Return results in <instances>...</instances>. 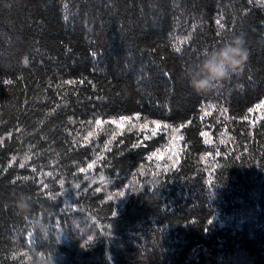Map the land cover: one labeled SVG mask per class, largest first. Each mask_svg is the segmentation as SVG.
I'll return each instance as SVG.
<instances>
[{
  "label": "trees",
  "instance_id": "trees-1",
  "mask_svg": "<svg viewBox=\"0 0 264 264\" xmlns=\"http://www.w3.org/2000/svg\"><path fill=\"white\" fill-rule=\"evenodd\" d=\"M231 36L246 61L198 94ZM41 253L264 264L262 0H0V264Z\"/></svg>",
  "mask_w": 264,
  "mask_h": 264
},
{
  "label": "clouds",
  "instance_id": "clouds-1",
  "mask_svg": "<svg viewBox=\"0 0 264 264\" xmlns=\"http://www.w3.org/2000/svg\"><path fill=\"white\" fill-rule=\"evenodd\" d=\"M247 59V50L241 36L225 38L218 46L205 50L201 59L184 70V77L198 94H208L220 87L224 81L243 66ZM154 189L157 182L150 181ZM16 207L20 214L31 209V198L27 193L16 196ZM37 264H43V254H39Z\"/></svg>",
  "mask_w": 264,
  "mask_h": 264
},
{
  "label": "snow or ice",
  "instance_id": "snow-or-ice-1",
  "mask_svg": "<svg viewBox=\"0 0 264 264\" xmlns=\"http://www.w3.org/2000/svg\"><path fill=\"white\" fill-rule=\"evenodd\" d=\"M262 2H264V0H262ZM177 50L179 51V49ZM5 83H11V81H5ZM96 123L99 124L100 121H97ZM157 127L159 128V125H157ZM89 135H91V133H89ZM88 167L91 168L92 164H89ZM81 171H84V169H81ZM121 195H123V193H121Z\"/></svg>",
  "mask_w": 264,
  "mask_h": 264
}]
</instances>
